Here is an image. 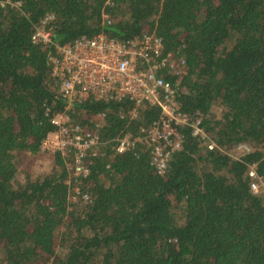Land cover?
Returning <instances> with one entry per match:
<instances>
[{"label": "trees", "instance_id": "trees-1", "mask_svg": "<svg viewBox=\"0 0 264 264\" xmlns=\"http://www.w3.org/2000/svg\"><path fill=\"white\" fill-rule=\"evenodd\" d=\"M50 14L52 43H33ZM99 33L122 42L157 33L184 57L181 109L201 113L219 147L184 128L161 174L147 144L114 150L117 137L143 135L160 110L132 117L128 100L91 98L69 114L92 129L106 112V145L75 199L60 152L36 177H20V167L42 151L66 106L51 56ZM240 144L252 150L236 159L229 152ZM251 164L264 181V0H0V264H264V193L251 188Z\"/></svg>", "mask_w": 264, "mask_h": 264}, {"label": "built area", "instance_id": "built-area-1", "mask_svg": "<svg viewBox=\"0 0 264 264\" xmlns=\"http://www.w3.org/2000/svg\"><path fill=\"white\" fill-rule=\"evenodd\" d=\"M13 5L22 7V2ZM54 18L52 14L47 15L35 27L33 43H52L49 24ZM104 19L111 23L106 14ZM50 59L53 74L61 82L66 106L63 112L52 118V124L57 129L43 141L42 149L60 152L65 159H69L72 178L68 183H78L73 187L75 199L81 195L80 179L88 176L91 163L100 154L101 147L106 145L101 135L106 124V112L97 114L92 129L74 123L69 114L73 105L91 98L107 103L128 100L133 106L130 110L132 117L138 115L141 107L151 106L160 110L159 119L143 135L129 132L117 137L114 150L124 153L147 144L151 148L152 165L161 174L166 172L172 154L181 148L184 128L191 127L195 137L208 140L210 150L219 147L208 136L201 113L191 118L182 111L178 97L186 60L177 53L167 51L157 33L125 42L110 38L106 33L83 36L72 43L57 46ZM172 74L178 78L176 81L167 77H172ZM251 150L250 145L240 144L229 154L240 159L241 154ZM249 176L254 193H264V181L256 164L250 165ZM81 199L90 201V196L82 195Z\"/></svg>", "mask_w": 264, "mask_h": 264}, {"label": "rangeland", "instance_id": "rangeland-1", "mask_svg": "<svg viewBox=\"0 0 264 264\" xmlns=\"http://www.w3.org/2000/svg\"><path fill=\"white\" fill-rule=\"evenodd\" d=\"M214 111L218 116H221L222 109L220 107H214ZM22 165L20 167L21 175L29 173L31 176L36 177L39 174L50 171L54 163V152L47 149L35 156L23 157Z\"/></svg>", "mask_w": 264, "mask_h": 264}]
</instances>
